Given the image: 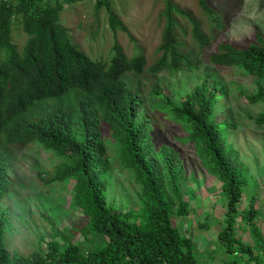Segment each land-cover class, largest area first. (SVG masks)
<instances>
[{
    "label": "trees",
    "instance_id": "obj_1",
    "mask_svg": "<svg viewBox=\"0 0 264 264\" xmlns=\"http://www.w3.org/2000/svg\"><path fill=\"white\" fill-rule=\"evenodd\" d=\"M83 3L92 7L97 22L89 28L92 38L98 33L101 10L107 13L115 40L106 60L102 55L91 58L60 20L64 8ZM165 3L161 11L165 24L155 49L158 56L147 66L141 50L129 55L116 40L121 31L136 42L111 0H0V202L14 186L8 177L13 165L11 149L35 145L65 160L53 164L50 171H38L37 177L52 187L73 179L72 202L82 213L80 227L52 225L49 239L41 238L46 240L44 248L25 254L9 249V215L0 204V264H198L193 238L172 223L173 213H188L179 185L178 155L166 147L153 153L149 135L153 122L142 111L138 78L145 72L175 75L201 69L197 55L183 52L186 41L182 35L189 30L202 49L211 45L227 23L215 0H197L198 16L170 0ZM180 16L189 29L180 23ZM204 20L208 32L203 29ZM16 30L24 34L23 44L17 41ZM209 61L258 77L257 91L244 98L250 104L264 103V85L259 81L264 79V36L258 29L243 43L220 41ZM128 73L137 79L136 85ZM199 77L202 82L179 106L153 81L152 91L159 98L155 108L167 106L174 121L186 126L188 141L198 148L208 172L221 182L227 207L225 227L218 233L221 250L229 255L239 253V259L245 256L246 264H264L252 245L233 235L247 167L226 141L225 129L235 124L214 118L227 87L206 67ZM255 120L264 126V110ZM109 139L123 167L141 187L138 212L134 207L115 210L107 203L112 170ZM254 198L241 212V219L257 232ZM173 205H177L175 211ZM79 232L84 238L106 237V244L84 250L73 241ZM221 264L239 261L222 260Z\"/></svg>",
    "mask_w": 264,
    "mask_h": 264
},
{
    "label": "rangeland",
    "instance_id": "obj_2",
    "mask_svg": "<svg viewBox=\"0 0 264 264\" xmlns=\"http://www.w3.org/2000/svg\"><path fill=\"white\" fill-rule=\"evenodd\" d=\"M170 1L197 16L200 12L197 0ZM111 3L136 38V42H133L128 35L117 31L116 40L129 55L141 50L146 55L149 66L158 56L155 49L160 43L165 24V19L161 16V11L166 7L165 0H111ZM215 6L221 9L227 24L210 46L200 49L193 42L189 30L187 35H182L186 41L183 52L197 55L201 69L189 73L180 71L175 75L166 72H145L138 80L143 100L142 111L153 122V130L149 132L154 146L153 153L160 147H166L169 152H176L178 164L182 169L179 185L183 199L188 202V213H173V225L182 234L193 238L198 264H221L222 260L232 259L238 260L239 264H246L245 256L239 259V253L229 255L221 250L218 233L225 227L227 209L221 182L208 172L204 160L198 155V148L188 141L186 126L174 121L167 106L159 105L158 109L155 108L159 98L151 88L153 81L158 83L163 93L171 98L173 105L179 106L181 99L202 82L199 74L203 68L206 67L211 73H215L225 83L227 91L223 103L216 105L214 118L218 122L227 120L235 124L225 129L226 141L247 167V184L238 204L233 235L252 245L258 258L264 260V126L259 127L255 120L264 110V103L250 104L244 98L245 95L257 91L258 77L245 75L236 67H217L209 61L210 54L216 51L217 44L222 40L243 43L250 40L255 29L264 36V0H215ZM180 19V23L189 29L186 19L181 16ZM60 20L72 33L75 42L91 58L102 55L106 60L111 55V46L115 39L108 26L106 11L100 12L98 33L94 38L89 33L91 24L96 22L90 5L83 3L67 6L60 12ZM203 27L205 32L209 31L206 20L203 21ZM15 37L19 44H23L25 36L21 30H16ZM127 78L136 85L137 79L132 77L131 73H128ZM259 81L264 85V79L259 78ZM108 144L109 154L112 155V170L107 189V203L115 210L125 212L134 207L138 212L141 206V187L130 174V170L123 167L116 154L114 141L109 139ZM11 154L13 165L8 177L14 186L5 194L0 204L9 215V249L26 254L40 247L44 248V241L49 239L52 225L59 229L72 225L80 227L82 213L72 202L73 179L58 182L52 187L47 186L36 175L38 171H50L53 164L65 161L61 156L35 145L12 148ZM251 197H255L254 207L258 212L255 216L257 232L250 229L241 219V212L248 208ZM176 208L177 205H173L174 211ZM42 237L46 239L43 242ZM73 241L87 250L105 245L107 239L101 235H89L84 238L79 232ZM250 264L255 263L251 261Z\"/></svg>",
    "mask_w": 264,
    "mask_h": 264
}]
</instances>
